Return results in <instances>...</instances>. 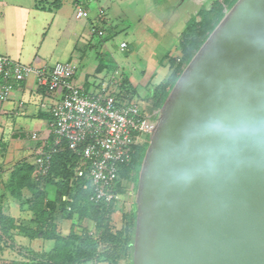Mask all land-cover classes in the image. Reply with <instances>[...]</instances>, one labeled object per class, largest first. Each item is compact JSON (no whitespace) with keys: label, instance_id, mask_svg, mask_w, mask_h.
I'll return each instance as SVG.
<instances>
[{"label":"water","instance_id":"95a60500","mask_svg":"<svg viewBox=\"0 0 264 264\" xmlns=\"http://www.w3.org/2000/svg\"><path fill=\"white\" fill-rule=\"evenodd\" d=\"M132 264H264V0H236L156 109Z\"/></svg>","mask_w":264,"mask_h":264},{"label":"crops","instance_id":"0c3cea01","mask_svg":"<svg viewBox=\"0 0 264 264\" xmlns=\"http://www.w3.org/2000/svg\"><path fill=\"white\" fill-rule=\"evenodd\" d=\"M186 1L60 0L54 4V0H0V54L24 64L46 68L57 61H73L78 65L73 82L90 94L123 92L128 85H134L131 80L134 72L142 76L137 80H146L147 84L151 81L148 87L153 89L167 80L163 76L164 72L159 71L164 64L182 56L179 46L181 35L194 13L196 15L203 7L212 10L213 3L222 5V2L212 0L211 6L207 7L205 0H196L199 8L195 7L196 11L192 13L194 9H185ZM78 5L86 10V18L76 19L75 10ZM146 8L150 10L146 11ZM92 21L104 26L103 36L92 34L89 27ZM118 32L131 39L133 50L126 52L127 60L129 56L135 57V60H131V66L125 67L111 53L110 47L113 45L108 39ZM170 37L172 41L168 45L169 49L161 56L152 73L146 75L139 64L150 62L155 56V49L163 48L162 42ZM126 38L119 43L121 49H127L130 44ZM121 43H125V47H121ZM54 98V94L45 86H39L35 76L31 75L13 82L8 99L0 102V179L8 181L3 189L8 191L12 185L15 186L18 171L20 175L21 172L31 174L32 170H27L31 167L36 170L34 162L37 156L52 152L53 158L66 153L65 142L60 147L54 146L55 135L50 114ZM149 103L154 110L158 109L155 97ZM34 133L36 138H33ZM57 180V177L51 176L49 180L42 181L46 200L55 197ZM9 193L13 195L11 191ZM11 204L12 200H8L7 205ZM133 204L134 199L132 204L126 206L132 210ZM10 214L11 217H18L13 207ZM115 215L112 224L118 230L122 227L117 225L122 222ZM25 217H28L27 214ZM54 221L59 223L60 234L68 235L72 228L70 219L54 214ZM17 239L36 245H41L43 241L42 238L30 239L26 236H18ZM127 249L120 250L116 261L111 264H130ZM81 264L110 263L89 261Z\"/></svg>","mask_w":264,"mask_h":264},{"label":"built area","instance_id":"2783aa9c","mask_svg":"<svg viewBox=\"0 0 264 264\" xmlns=\"http://www.w3.org/2000/svg\"><path fill=\"white\" fill-rule=\"evenodd\" d=\"M76 19L87 17L86 10L76 6ZM92 34L101 37L104 26L97 21L89 25ZM121 43V47H125ZM78 65L73 61H57L50 67L24 64L0 54V102L9 97L13 82L34 75L39 86L54 94L50 107L54 146L65 142V149L75 157L69 187L79 181L89 188V200L105 205L116 204L121 169L128 165L137 146L145 144L155 128L157 111L148 112L146 105L131 98L127 91L105 95L90 94L73 82ZM37 135L34 133L33 138ZM52 152L35 158L34 180L41 183L50 170ZM78 185V184H77ZM133 190V185H132ZM62 200L72 201L63 195ZM69 209V207H68ZM114 212L109 216L112 220ZM95 228L89 233L94 234Z\"/></svg>","mask_w":264,"mask_h":264},{"label":"trees","instance_id":"16d2710c","mask_svg":"<svg viewBox=\"0 0 264 264\" xmlns=\"http://www.w3.org/2000/svg\"><path fill=\"white\" fill-rule=\"evenodd\" d=\"M59 1L60 0H54V4ZM235 1L236 0H225V2H222V5L213 4L214 7L212 10H207L203 7L198 11L196 17H193L188 22L185 31L181 35L179 45L182 56L178 60L173 58L169 63V67L173 68L172 74H170L171 78H167L166 81L153 88L156 98V107L159 108L161 106L170 88L180 75L183 68L182 63L186 65L208 34L222 18L225 12L223 8L228 9ZM138 147L139 146L136 147L135 152ZM58 158H61V160ZM74 159L75 157L69 150H66V153L56 157L53 156L50 170L45 181L49 180L51 176L57 177L58 180L55 182L57 186L55 197L52 200H45L44 206L49 213L43 217L40 212H35L32 222L35 223L36 227L21 226L19 228V232L30 239L42 238L45 240H54L55 249L60 246L62 254L56 259L53 253L45 252L36 254L38 258L31 259V263L29 264H81L89 261H106L111 264L116 261L119 251L124 248H129L131 250L130 259L132 264L135 204H133L134 208L132 210L130 206H123L120 210L116 211L114 209V204L105 205L103 203L92 202L89 200L90 189L82 187V183L84 182L82 180L77 182L78 185L75 184L72 192V188L69 187V179L73 174L72 168L74 166ZM128 165L124 166L120 171V181L116 184V192H120L119 190L123 186L124 181L132 184L133 188L137 183L134 176L125 174ZM16 174L15 186L17 187V185H20L18 183L22 181V176L20 175H23V172L19 175L18 171ZM24 176L25 178H23L27 181L28 176L26 174H24ZM12 190L13 189L10 191L12 192ZM77 193H85L87 200L95 208V216L98 219L94 226V234L88 232H81L78 234L74 230H70L68 235H62L60 232L57 233L54 212L59 210L62 218L70 219L71 212L68 210L70 202L63 201L62 196L70 195L73 198ZM111 212H115V214L120 217L119 220L122 222L121 229L116 230L113 224H111V218L109 216ZM37 260L40 261L36 262ZM9 263L11 264L12 262Z\"/></svg>","mask_w":264,"mask_h":264},{"label":"rangeland","instance_id":"374dc122","mask_svg":"<svg viewBox=\"0 0 264 264\" xmlns=\"http://www.w3.org/2000/svg\"><path fill=\"white\" fill-rule=\"evenodd\" d=\"M219 2H225V0H216ZM212 0H205L206 6H211ZM204 4V3H203ZM214 4V3H213ZM148 6V4H147ZM185 9L188 10V8L194 9L191 10V12H195L196 9L199 8V3L196 2V0H188L185 3ZM150 10V8H146V11ZM164 13V10L163 12ZM194 17H196L194 13ZM145 20H148V16H145ZM155 29V28H154ZM126 36L122 34L121 32H118L116 35H112L109 37L108 42L111 44L112 47L111 53L115 58L119 59V61L122 63V65H133L131 60H135L134 55L129 56L128 60L126 59V52L132 51V44L131 39L126 38V41H128L130 44L127 49H121L119 47V43L121 39H125ZM163 41V40H162ZM172 38L170 37L167 39V41L162 42V47L160 49H155V56L152 57V60L150 62L139 64L143 67V69L146 72V75H150L152 71L156 68L158 65L159 60L161 59V56L165 53L166 50H168V45L171 44ZM133 54V53H132ZM160 65V64H159ZM185 65L182 63V67ZM159 71L164 72L163 76L167 78H171L173 71V68L169 67V64H164L163 69H160ZM141 74L134 72V75L132 76L133 79H131L134 83V85H128L126 87L127 93L131 98L136 100L139 105H146V110L148 112H153L155 109L153 105H150L149 101L151 99H154L155 94L152 87H148V84L151 85V81L146 83V80H137L141 79ZM148 87V88H145ZM147 102V104H145ZM148 142L144 145L143 149L141 150V153L138 155V162L137 166L134 170H130L129 168L126 169L125 174L133 175L135 179L137 180L138 171L141 165V161L143 159L145 150L147 148ZM35 164V163H34ZM34 166V165H32ZM29 168V167H28ZM30 169L32 170L31 174H28L27 172H24L21 180L17 185H12L10 187V190H12V195L9 193L10 190L3 189V186L8 183V181L5 182V180L0 179V264H10L9 262H12L13 264H24V263H31V259L38 258L36 254L41 253H53V256L56 258H59L62 254V250H60V246L55 249V241L54 240H45L42 239V244L36 245L30 243H23L22 239H17L18 236H24L23 233L19 232V228L21 226L25 227H33L35 228L36 225L33 223L34 219V213L40 212L41 216L45 217L47 213H49L48 210H46L44 204L45 200L47 199L46 191L43 189V185L39 182H36L34 180V174L35 169L33 167L27 169L30 172ZM24 174L28 176V180L26 181L24 178ZM19 176V175H18ZM17 176V177H18ZM24 177V178H23ZM9 180V179H8ZM24 180V181H23ZM15 187V188H14ZM136 185L132 190V184L124 181L123 186L120 188V192H118V201L116 204H114V209L116 211L120 210L123 206L128 205V203L132 204L134 199V193H135ZM12 200V204L10 206L7 205V201ZM15 208V211L18 214L17 216L11 217L10 210ZM69 212H71V218H70V224L72 226L71 230H74L78 234L81 232H90L94 226L96 225L97 219L95 216V208L94 206L89 203L87 200V197L85 193H77L73 196L72 201L69 205ZM57 217L61 215V213L58 211L54 212ZM25 214H27L28 217H25ZM115 214V213H114ZM116 217V215H115ZM114 218V215H113ZM111 220V224L113 223V219ZM117 225L119 228L122 227V224ZM59 223L56 222V231L59 233ZM55 250V251H54ZM54 251V252H53ZM127 257L130 259V253L131 250L127 249ZM40 260H37L38 262ZM130 261V260H129ZM11 263V264H12ZM131 264V263H130Z\"/></svg>","mask_w":264,"mask_h":264},{"label":"flooded vegetation","instance_id":"af4514ba","mask_svg":"<svg viewBox=\"0 0 264 264\" xmlns=\"http://www.w3.org/2000/svg\"><path fill=\"white\" fill-rule=\"evenodd\" d=\"M143 147H145V146L144 145H140L138 147V149L136 150L135 154L133 155L131 161L129 162L128 168L130 170H134L136 168L137 162H138V159H139L138 155L141 153V150L143 149ZM131 176H133V175L131 174Z\"/></svg>","mask_w":264,"mask_h":264}]
</instances>
